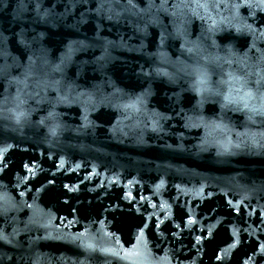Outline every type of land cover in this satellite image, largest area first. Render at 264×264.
<instances>
[{
    "label": "water",
    "instance_id": "1",
    "mask_svg": "<svg viewBox=\"0 0 264 264\" xmlns=\"http://www.w3.org/2000/svg\"><path fill=\"white\" fill-rule=\"evenodd\" d=\"M0 237V264H264V0H0Z\"/></svg>",
    "mask_w": 264,
    "mask_h": 264
},
{
    "label": "snow or ice",
    "instance_id": "2",
    "mask_svg": "<svg viewBox=\"0 0 264 264\" xmlns=\"http://www.w3.org/2000/svg\"><path fill=\"white\" fill-rule=\"evenodd\" d=\"M201 6H203V5H201ZM229 79L231 80L232 79V77L230 76L229 77ZM236 79H238V80H240V79H243L242 77H236ZM222 83H224V82H222ZM244 85H241V87H243ZM249 91H251L250 89H249ZM3 237H0V239H2Z\"/></svg>",
    "mask_w": 264,
    "mask_h": 264
}]
</instances>
